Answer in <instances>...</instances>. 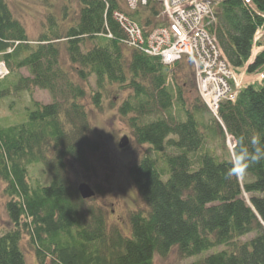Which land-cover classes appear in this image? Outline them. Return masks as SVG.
Segmentation results:
<instances>
[{"label":"trees","instance_id":"trees-1","mask_svg":"<svg viewBox=\"0 0 264 264\" xmlns=\"http://www.w3.org/2000/svg\"><path fill=\"white\" fill-rule=\"evenodd\" d=\"M215 2L210 31L228 61L250 75L264 71V40L248 64L264 25V0ZM79 3L77 15L68 2L61 17L50 9L33 42L8 0H0V60L9 71L0 79V101L34 88L52 98L31 101L16 122L0 118V180L11 224L0 235V264H28L26 235L38 264H154L174 248L182 259L196 258L187 264H264V162L226 178L241 139L264 140V81L223 100L218 116L200 96L188 108L183 86L170 77L181 62L169 66L126 44L114 17L124 12L121 0ZM158 5L150 0L141 5L145 15L140 7L130 15L144 36L152 23L162 24ZM115 85L129 92L119 110L134 141L148 146L129 169L146 206L131 212L128 233L109 226L107 212L82 198L69 173L70 164L88 170L102 147L84 99L89 95L98 108Z\"/></svg>","mask_w":264,"mask_h":264},{"label":"rangeland","instance_id":"rangeland-1","mask_svg":"<svg viewBox=\"0 0 264 264\" xmlns=\"http://www.w3.org/2000/svg\"><path fill=\"white\" fill-rule=\"evenodd\" d=\"M151 1L158 2L160 4L158 5L159 8H161L160 13L165 10L166 6L165 3L162 2L163 0ZM215 1L216 0H213L210 6L212 9L211 16L206 17V22L210 23V27H208L209 31L216 25V16L214 12L217 2ZM8 2L14 16L24 24L27 32L29 33V37L33 40V42L37 40L41 34V31L43 30V22L46 21V16L50 9L56 11V13L60 16L62 15L63 4L68 2L71 7L70 10L76 11V15L80 10L79 0H8ZM167 2L172 3L173 0H167ZM130 3L139 4L136 8H133ZM121 4L124 10L122 14L129 17L133 21L132 24L135 22L142 29V34H144V29L135 19L131 17V14L138 11L136 9L140 7L139 9L141 13L145 15L146 10L142 6H147V4L142 5L141 0H135V2H133V0H121ZM116 11H114V17ZM260 14L264 17L263 13ZM116 17L120 20V22L122 20L127 21L126 18H121L118 14ZM183 19L188 22H192L194 20L190 14H186ZM62 24L68 25L69 22H62ZM124 25H126V22ZM124 25L123 27L125 28ZM156 26L152 23L149 28V33L153 31ZM125 30L127 31L126 28ZM263 32L264 25L259 27L255 34V38L258 39V42L264 40ZM210 34H212L211 31ZM149 39L151 38L144 36L145 45H147ZM202 39H205V37L199 38L198 40ZM129 40L131 39H129L128 36L127 42H129ZM258 46L254 48L252 56L257 55L259 51H261ZM62 49L63 55L66 57V51L63 46ZM192 54L197 61V67L194 63H192V56H185L182 60L178 61L181 62L180 65L173 67L170 73V77L183 86L185 104L188 108H192L197 97L200 96L202 98L198 87L200 86L202 92L201 83H203L204 80H207L209 88L217 87L218 79L226 74L221 64L218 63L219 61H216L215 56L211 55L212 57H207V61H209L208 63L210 64L209 66L212 69V73L209 74L211 76L207 77L206 72L204 71L205 63L204 65L201 63V58L205 57L204 51L199 47H193ZM148 55L154 56V54ZM197 68L199 69L198 80L196 77L197 72L195 71ZM244 71H246V67L241 68V71L236 70L237 73H244ZM8 73L9 71L6 64L4 61L0 60V79L8 75ZM22 73L25 76L29 75L26 69H23ZM244 77V83L246 85L254 82H263L264 71L254 75L246 73ZM169 83H173V81L171 80ZM184 83L187 85L184 86ZM244 83H242V88ZM93 88H95V84L94 79L91 78L90 83L87 85L88 92L91 93ZM205 92L204 98L206 94L212 93L213 91L208 89V91ZM128 93V91L121 93L116 85L111 86L107 90V94L103 96L101 106L98 108L93 103L91 97L87 95L84 99V103L89 111L93 133L102 141V147L98 152L93 153L90 156L88 170L78 167L75 164L69 165L70 179L73 184L77 187L80 184L89 185L96 193L95 197L92 198L90 202L103 207V209L107 212L109 226H118L126 233L130 230L129 216L131 212L146 206L141 193L130 176L129 169L133 163L143 157L148 148L147 145H138L134 141L132 130L128 123V116H123L119 110ZM207 96H209V94ZM219 98L220 100L224 99L222 97ZM202 100L205 105L211 109L210 105L205 102L203 98ZM31 101L49 104L52 101V98L48 91L41 90L39 88H34L31 95L27 92H23L20 96H12L8 99L0 101V118L7 117L11 122L20 120L25 113L24 108L30 105ZM125 137H128L129 144L127 146H121V144L124 143L123 141ZM234 146L235 143H233L232 138L228 137L226 139V147L229 149L231 154H233ZM218 152L220 153V149H218ZM4 190L5 183L0 180V235L6 229L11 227L9 217L6 212V202L8 200V196L5 195ZM246 197L248 199V195H246ZM22 248L24 250L27 263L38 264L34 250L28 244L27 235L24 236L22 240ZM195 259L196 258L182 259L177 250L174 248L170 251L167 257L156 256L154 264H187Z\"/></svg>","mask_w":264,"mask_h":264},{"label":"built area","instance_id":"built-area-1","mask_svg":"<svg viewBox=\"0 0 264 264\" xmlns=\"http://www.w3.org/2000/svg\"><path fill=\"white\" fill-rule=\"evenodd\" d=\"M149 1L141 0V3L142 5H146ZM162 2L166 6L165 10L158 17L162 24L156 26L157 29L155 28L147 35L148 38H151L149 39L150 42H147V45L144 42L142 29L135 22L132 24L133 21L123 15V12H115V17L118 14L121 18L127 19V21H121L123 25L126 22L124 26L127 29L126 32H128L129 39H131L127 44L131 47L139 48L138 50L142 52L145 51L148 54L160 56L163 63L169 66L176 64V62L182 60L185 56H192V63L197 67L198 64L192 54V50L193 47H199L204 51L205 57L201 58V63L203 65L205 63L204 71L207 77L211 76L209 74L212 73L207 57L211 55L215 56L216 61H219L218 63L221 64L226 74L218 79L217 87L209 88L207 80H204L201 83L202 92L200 86L198 88L202 98L210 105L212 113L218 116L220 103L225 99L234 100L236 98L238 91L242 87L245 72H236L226 58L216 36L210 34L208 29L210 23L206 22V17L212 14L210 6L213 0H173L172 3L163 0ZM245 2L251 3V0H245ZM138 4L130 3L133 8H136ZM186 14H190L194 20L192 22L184 21L183 17ZM116 19L120 21L117 17ZM202 37H205V39L198 40ZM257 40L255 38V42ZM195 71L197 72L196 77L198 80L199 69L197 68ZM208 89H211L213 92L208 93L209 96L206 94L204 98L205 91H208ZM219 97L224 99L220 100Z\"/></svg>","mask_w":264,"mask_h":264},{"label":"clouds","instance_id":"clouds-1","mask_svg":"<svg viewBox=\"0 0 264 264\" xmlns=\"http://www.w3.org/2000/svg\"><path fill=\"white\" fill-rule=\"evenodd\" d=\"M261 162H264V140L254 136L246 145L241 139L238 150L233 154L232 166L226 173V178L244 176L251 165Z\"/></svg>","mask_w":264,"mask_h":264},{"label":"water","instance_id":"water-1","mask_svg":"<svg viewBox=\"0 0 264 264\" xmlns=\"http://www.w3.org/2000/svg\"><path fill=\"white\" fill-rule=\"evenodd\" d=\"M123 142L124 143H122L121 146H127L129 144L128 137H125ZM78 190L84 199H92L96 195L95 191L87 184H80Z\"/></svg>","mask_w":264,"mask_h":264}]
</instances>
